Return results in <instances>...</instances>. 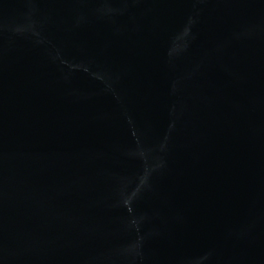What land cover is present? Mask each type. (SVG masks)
<instances>
[{
	"label": "water",
	"instance_id": "water-1",
	"mask_svg": "<svg viewBox=\"0 0 264 264\" xmlns=\"http://www.w3.org/2000/svg\"><path fill=\"white\" fill-rule=\"evenodd\" d=\"M0 264H264V0H0Z\"/></svg>",
	"mask_w": 264,
	"mask_h": 264
}]
</instances>
